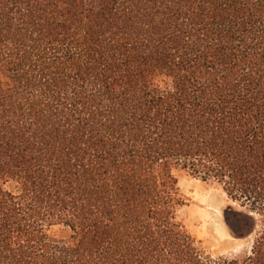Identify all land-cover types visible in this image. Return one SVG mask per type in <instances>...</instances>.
<instances>
[{
	"label": "trees",
	"instance_id": "1",
	"mask_svg": "<svg viewBox=\"0 0 264 264\" xmlns=\"http://www.w3.org/2000/svg\"><path fill=\"white\" fill-rule=\"evenodd\" d=\"M0 264H264V0H0Z\"/></svg>",
	"mask_w": 264,
	"mask_h": 264
},
{
	"label": "rangeland",
	"instance_id": "2",
	"mask_svg": "<svg viewBox=\"0 0 264 264\" xmlns=\"http://www.w3.org/2000/svg\"><path fill=\"white\" fill-rule=\"evenodd\" d=\"M185 205L178 210V216L187 230L215 257L232 256L246 251L250 242L233 237L225 223V214L231 202L213 183H203L183 173L178 179ZM232 219L231 215L228 216ZM231 217V218H230ZM55 234L66 237L68 230L56 227Z\"/></svg>",
	"mask_w": 264,
	"mask_h": 264
}]
</instances>
